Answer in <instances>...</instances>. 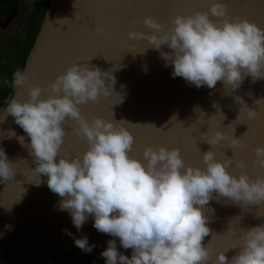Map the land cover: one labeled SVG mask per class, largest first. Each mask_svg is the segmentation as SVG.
Returning <instances> with one entry per match:
<instances>
[{"label":"clouds","instance_id":"clouds-1","mask_svg":"<svg viewBox=\"0 0 264 264\" xmlns=\"http://www.w3.org/2000/svg\"><path fill=\"white\" fill-rule=\"evenodd\" d=\"M227 16L221 0H209L206 12L177 14L167 28L145 16L141 22L150 33L129 31L128 37L146 40L154 50L170 49L161 56L171 65L173 78L197 88L212 89L221 82L234 90L246 76L252 82L264 79V28ZM27 79V72L17 69L11 86L18 88ZM114 83L111 71L73 63L46 85V97L39 86H31L26 99L8 101L0 122L11 116L27 135V145L14 131L7 137H16L29 149L36 176L47 177V187L60 197L59 209L69 213L77 231L91 216L98 232L131 249V256H125L115 239L108 240L100 253L105 264H209L212 250L202 241L210 229L202 209L213 192L236 204L264 203V146L254 149L255 166L261 170L254 178L243 171L229 173L231 158H216L213 148L221 142L240 146L239 139L219 130L208 129L203 135L210 149L201 154L202 168L185 164L175 147H145L141 161L129 154L134 142L129 123L81 115L79 105L109 95ZM246 115L251 119L256 113L249 109ZM68 121L75 123L72 133L87 142V148L71 158L60 155ZM14 174L13 163L0 149V182ZM242 233L239 252L231 259L216 252L211 264H264V224ZM74 244L84 252L95 247L87 237L74 239Z\"/></svg>","mask_w":264,"mask_h":264},{"label":"water","instance_id":"water-1","mask_svg":"<svg viewBox=\"0 0 264 264\" xmlns=\"http://www.w3.org/2000/svg\"><path fill=\"white\" fill-rule=\"evenodd\" d=\"M208 7L209 0H51L23 69L28 79L14 89L11 99H26L31 86H39L42 98L46 97V85L73 63L111 71L115 83L109 95L79 105L81 115L87 120L101 117L129 123L126 127L134 138L129 154L141 161L145 147L164 146L179 149L187 162L188 147L202 127L189 117L192 97L224 85L197 88L181 77L173 78L171 65L161 56L171 50L166 46L154 50L146 40L129 39L128 32L150 33L141 22L145 16L167 28L173 16L206 12ZM236 90L264 100V84L251 78L245 77ZM74 126L73 121L63 125L66 136L60 155L66 158L87 148L84 138L72 133ZM9 131L24 136V145L29 142L11 116L0 122V149L15 169L10 180L0 182V264H105L100 253L110 239L117 241L118 252L130 257L131 249H123L118 238L98 232L91 216L77 231L69 213L59 209L60 197L47 187V177L36 176L29 149L16 137L8 138ZM258 146H264V131ZM250 162L247 174L254 178L261 170ZM262 204H237L241 237ZM81 237L95 245L91 252L75 246L74 239Z\"/></svg>","mask_w":264,"mask_h":264},{"label":"bare ground","instance_id":"bare-ground-1","mask_svg":"<svg viewBox=\"0 0 264 264\" xmlns=\"http://www.w3.org/2000/svg\"><path fill=\"white\" fill-rule=\"evenodd\" d=\"M221 2H223L226 7L231 3L233 4L230 5L231 8H228L229 12H227V14H230L228 16L230 20L247 19L248 21L255 23L257 26L264 28V0H221ZM261 82L263 83L264 81ZM224 89H227V87L222 89L218 88L212 91L207 90L205 93L193 96V103L189 108L191 110L189 117L193 116L194 119H191L194 120L195 123L202 124V127L195 131L196 138H203V141L201 142H204L203 135L207 133L208 129L219 130L229 137H232L233 135L235 139H239L240 146L238 148H230L226 142H221L213 148V151L216 153V158L221 161L226 157L230 158L231 153L233 156L234 154L238 153L237 159L241 161L243 168H238L236 161L237 159L235 158L236 160L234 159V161H232L227 170L233 175H238L241 171L248 173L250 167L253 165L250 160L252 159V161L255 162L256 159L254 154L255 144H257V141L264 131V100L258 95L247 94L246 105L247 107L249 106V109H254L256 113V115L251 119H249L246 115V112L249 109L246 112H243L240 108H237L236 112L234 111L231 113L232 115H227L225 111L226 107L233 106L234 104L238 105L237 103L240 102L239 100L242 98V95L238 96L240 93L239 90L236 92V95L233 94L234 92L232 90L231 91L233 93L228 90L231 92V95H234H232L233 97L229 96V98L231 97L229 99L228 97H224L226 95L222 94L226 92H221V90ZM228 91L227 93H229ZM229 109L230 108L226 110ZM215 114L218 115V120L216 119L217 116ZM223 117L226 118L225 122H228L227 126L222 125L224 119ZM190 131L188 129V132ZM196 146L193 148V153L195 154ZM202 146H204L202 150L203 153L210 149V145L207 143H205V145L203 144ZM196 157L188 155V157H185V159L187 158V162H185V164L203 167L201 156L196 155ZM212 196L213 199L210 200V202L202 209L203 214L207 217V226L210 229L208 239H204L205 241L202 242L203 245L212 250L213 256L210 257L209 264H211L212 260L215 259L216 252H227V256L231 259L239 252L238 245L240 244L242 238L237 220V204L232 203L224 197H218L215 192L212 193ZM259 224H264V203L252 217L250 227ZM229 239H232V242L229 244V248L227 249Z\"/></svg>","mask_w":264,"mask_h":264},{"label":"flooded vegetation","instance_id":"flooded-vegetation-1","mask_svg":"<svg viewBox=\"0 0 264 264\" xmlns=\"http://www.w3.org/2000/svg\"><path fill=\"white\" fill-rule=\"evenodd\" d=\"M43 4L44 0H0V76L6 79L0 87L2 95L8 91L9 83L5 81L9 80L14 65L23 59L27 47L33 46L37 34L33 40L32 36L37 30Z\"/></svg>","mask_w":264,"mask_h":264},{"label":"rangeland","instance_id":"rangeland-1","mask_svg":"<svg viewBox=\"0 0 264 264\" xmlns=\"http://www.w3.org/2000/svg\"><path fill=\"white\" fill-rule=\"evenodd\" d=\"M229 4H230V3H229ZM230 5H233V4L231 3ZM230 5H228V6L226 7L227 12H229V11H228V8H229V9L231 8ZM230 13H231V12H230ZM229 15H230V14H228V16H229ZM228 16H227V17H228ZM230 17H231V16H230ZM228 19H229V18H228ZM246 77H247V76H246ZM248 78H250V77H248ZM4 80H6V79H2L1 76H0V87H2L1 84L3 85ZM257 81L261 82V81H264V80H261V79H260V80H257ZM1 82H2V83H1ZM263 84H264V82H263ZM226 87H227V86L221 87V89H222V88H226ZM228 90H229V91L232 90L234 93H233L232 91H231V92H232L234 95H236V92H238V90H237V91H234V90H236V89L233 90V89L227 87V89L221 90V92H222V91H226V92L222 93L223 95H226V96H224V97H228V98H229V96H231V97L234 96L233 94H232V95H233V96H232V95H231V92H229ZM227 91H228L229 93H227ZM226 93H227V94H226ZM247 94L250 95L251 93H244V92L240 91V93L238 94V96H241V95H242V96H241V97H242V98H241L242 100H241V99L239 100L240 102L237 103L238 105H235V104H234L233 106L226 107V109L230 108V109H229L230 111L225 109L227 115L233 113L234 111L236 112V111H237V108H240L243 112H246V111L249 109V106L247 107V105H246V103H247V101H246V96H247ZM223 95H222V96H223ZM0 96H1V105H0V112H1V111H3V109H4V107H5V106H4V103H5V102L7 103L8 101H10V99H11L12 96H10L9 91H4V92H3V95H2V93H1V91H0ZM244 96H245V97H244ZM231 97H230V98H231ZM230 98H229V99H230ZM225 99H226V98H225ZM225 99H224V100H225ZM243 99H244V100H243ZM7 100H8V101H7ZM245 101H246V102H245ZM6 103H5V104H6ZM241 103H242V104H241ZM241 105H242V106H241ZM243 105H244V106H243ZM235 107H236V108H235ZM243 108H244V109H243ZM232 109H233V110H232ZM253 111H254V109H253ZM254 112H255V111H254ZM215 115H216V114H215ZM225 115H226V114H225ZM231 115H232V114H231ZM216 116H217L216 119L218 120L219 117H218V115H216ZM220 118H221V117H220ZM223 118H224V119H223V123H222V125H223V126H227V125H228V122H225V120H226L225 117H223ZM224 122H225V123H224ZM232 136H233V135H232ZM230 137H231V136H230ZM198 138H199V139H198ZM198 138L195 137V138H194V143H193V145H190V146L188 147V153H189V155L194 156V157H196V155H197V156H198V155L201 156V153H203L202 150H203V147H204V146H202V148H201L202 150H200V151H198V152H197V150H198L197 148H199V144H200V143H201V144H204V145H205V143H206V142H205V143H204V142H201V141H203V140H202L203 138H200V137H198ZM233 138H234V137H233ZM196 139H197V140H196ZM197 142H198V144H197ZM196 145H197V146H196ZM195 146H196V150H195V151L197 152L196 154L193 153V152H194V151H193V150H194L193 148H195ZM191 150H192V152H191ZM185 153H186V150H185ZM198 153H199V154H198ZM236 155H237V156H236ZM196 158H197V157H196ZM230 158H232L231 160L234 161L235 158H236V159L238 158V153H237V154H234V156H233V154L231 153V157H230ZM189 159H190V158H189ZM236 159H235V160H236ZM195 166H196V165H195ZM200 167H201V166H200ZM201 168H202V167H201ZM202 212H203V210H202ZM222 238H223V237H222ZM204 239L207 240V239H208V236H206ZM205 240H203L202 242H204ZM221 240H223V239H221ZM229 240H230V242H229ZM229 240H228V244H227V249L229 248V244L232 242V239H229ZM206 244H207V243H206ZM225 254H226V256L228 255L227 252H225ZM227 258L230 259V257H228V256H227ZM212 261H213V260H212Z\"/></svg>","mask_w":264,"mask_h":264},{"label":"trees","instance_id":"trees-1","mask_svg":"<svg viewBox=\"0 0 264 264\" xmlns=\"http://www.w3.org/2000/svg\"><path fill=\"white\" fill-rule=\"evenodd\" d=\"M50 2H51V0H44V4H43V6H42L41 15H40L39 20H38L37 30L33 32V36H32L33 38H32V40L34 39V36H35L36 34H38L37 31H38V29H40L39 26L41 27L40 24H42V22H43L44 16H45V14H46V11H47V9H48V7H49ZM38 32H39V31H38ZM32 43H33V42H32ZM32 43H31L30 45H32ZM31 48H32V46H28V47H27V49H26V51H25V53H24V55H23V59H22L20 62H18V61L16 62V64L14 65V70H12V72H11V74H10L11 76L9 77V80H8V81H9V84H8V91H9L10 96H12L13 91H14V89H15V88H13V87L11 86L12 74H13L14 71H16L17 69H20V70L23 71V69H24V65H25L26 56L29 55ZM7 101H8V100H7ZM5 103H6V102H5ZM5 103H4V106L6 105ZM0 105H1V104H0ZM0 113H1V112H0Z\"/></svg>","mask_w":264,"mask_h":264},{"label":"snow or ice","instance_id":"snow-or-ice-1","mask_svg":"<svg viewBox=\"0 0 264 264\" xmlns=\"http://www.w3.org/2000/svg\"><path fill=\"white\" fill-rule=\"evenodd\" d=\"M236 161H237V166L238 165H243L239 159H237ZM238 168H240V167H238Z\"/></svg>","mask_w":264,"mask_h":264}]
</instances>
